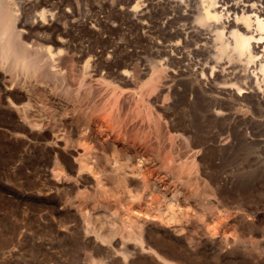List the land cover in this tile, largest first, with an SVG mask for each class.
<instances>
[{
    "label": "rangeland",
    "instance_id": "rangeland-1",
    "mask_svg": "<svg viewBox=\"0 0 264 264\" xmlns=\"http://www.w3.org/2000/svg\"><path fill=\"white\" fill-rule=\"evenodd\" d=\"M15 1L24 4V6L17 4L18 7H24L22 11L19 7V12L31 14L33 11V15H25L27 20L28 17L32 19L39 11L41 14L43 8H47L43 11L49 10L48 12L54 14L55 18L50 14L51 18H49L53 21L48 23L49 28H42L36 32L41 36L44 31L46 39L43 35L41 36L43 39L39 40L38 35V38L36 35L30 38L36 39L43 45L53 46V53L57 55L54 62V66H57H46L47 69L44 72L40 69V74L39 72L38 74L41 76L43 73L47 74L48 71L53 74L57 69L60 70V64L65 62L64 66L62 65L64 73L61 72V75L66 79L58 77L61 70L59 72L57 70V75V72L54 74L58 78L48 73L46 78L45 74L42 75L45 79L37 75L33 78L35 80L26 78L23 74L24 77H21L19 74L21 81L19 78H14L18 80L14 81L13 77H18L17 74L13 76V73L4 69L2 70L3 73L5 72L4 75H0V87H2L0 88V264H167L169 260L166 259L175 261L177 264H264V110L254 101L249 102L250 104L246 101V104L243 97L245 92H239L237 89L233 97L209 91V80L206 77L204 79L201 74L182 75L180 72H175L170 76V73L163 71L159 78L161 85H165L168 89L173 82V85L177 86L176 98L179 100L174 114L168 110L167 89L158 83L159 80L157 83L160 86L156 84L155 89H152L148 83L151 72L140 75L152 59L158 62L165 61V56L158 51V43L165 39L166 35L163 37V34L170 28L167 25L169 13L166 12L169 10L165 8L168 4L157 12L159 6L161 8L166 3L164 0H144L148 3L153 1L148 9L150 11H147L148 13L153 12L154 15L157 14L153 16L152 21L155 23L152 22V24L159 26L154 28L156 33L154 31L151 33L148 28H141L142 25L134 15L130 16L132 15L130 11L135 7L137 0H130V2L128 0L129 3L127 0H47L48 3L46 0ZM40 1L43 2H41L42 6ZM155 4L157 7H154ZM31 5H35L34 8L37 9L32 8L31 10ZM169 9L174 11L173 7ZM160 27H162L161 30ZM161 32L163 34H160ZM46 35L53 37L47 39ZM60 38L63 39L62 42L57 41ZM32 39L28 41L32 42ZM60 54H63L61 57L65 60H58L60 61L58 65L55 63L58 62ZM87 62L88 67H85ZM127 72L128 75L125 74ZM209 74L211 75V72ZM81 76L84 81L88 80L89 84L84 82L88 87L85 84L83 86ZM36 78L41 79L42 82L40 83ZM54 78L57 79L54 80ZM77 78H81L82 82ZM11 80L13 83H8ZM53 81H57L56 86L62 83L64 87L59 90L63 86L60 84L59 88L55 89ZM18 83H20L19 86H17ZM33 83L37 87L34 88ZM80 83L83 89L93 88L95 93L90 95L92 90L80 89L81 87H78ZM11 84L14 88H10ZM25 84H28L30 88ZM67 84L68 87H66ZM31 85L36 92H32L34 90ZM49 85L54 87L51 88ZM16 86L18 88H15ZM69 86H71L70 89H68ZM40 88L43 89V94L46 93L45 95L40 92ZM64 89H68V92L71 90L72 94L73 91L75 93V89L77 91L74 95H70L71 93H66ZM79 89L84 93L82 91L80 93ZM63 91L71 97L68 98L69 96ZM117 91H120L119 94L116 93ZM127 91L134 92L133 96ZM85 93L86 96L83 97L86 103L84 104L89 105L91 101L89 107L85 109L93 112L89 114V121L85 116L89 112L84 110V105H81L83 97H79ZM88 94L91 98L87 97ZM28 95H30L29 98ZM94 95L97 97L92 99ZM262 95L264 96V93ZM74 96L77 99L73 100ZM13 98L16 99L12 100ZM222 99L223 102L220 101ZM69 100H73L72 103ZM92 100H94L93 103L96 101L99 104L95 103L97 105L95 112L92 109L88 110L92 105ZM212 102L217 104L211 106ZM226 102L229 105L237 102L236 107H241V109L234 108L233 110L226 106ZM67 103L70 107L72 104H75V107L80 104L82 108L80 106L76 109L73 108L74 106L68 108ZM147 104L150 109L146 107ZM22 105L23 107L20 108ZM216 105L222 106V109ZM214 106H216L215 110ZM224 106L228 109L225 110ZM144 109L149 110L150 117H147V112H141ZM85 111L87 114L84 115ZM80 112L82 115L79 114ZM150 112L157 117L151 118ZM183 115H189L191 118L185 120L186 117L183 118ZM80 116L86 118L82 120L87 123L77 118ZM158 117L160 119L157 122ZM189 121L190 123L195 122L190 124ZM73 124L81 126L82 130L78 133V130L75 131L74 128L77 129L79 126H73ZM69 125L74 127L70 126L72 127L71 132H69ZM115 125L118 127L115 128ZM156 125L159 126V131ZM100 126H102L101 129ZM124 128L129 132L126 135ZM122 129L124 133L118 134ZM94 130L96 132L100 130L103 134H97ZM110 132L112 134H107ZM123 134L126 136L124 139ZM137 136H141V139ZM72 137L73 139L76 137V140ZM87 137L90 139L88 140ZM144 137L148 141H145ZM85 138L88 140L87 143H84ZM79 140L82 141L77 143ZM89 141L92 145L88 144ZM95 141L101 143L103 141L107 144L106 146L103 144L105 146L103 147ZM80 144H84V147ZM83 149L88 151L99 149L102 154L105 152L104 155H108L107 158L102 156L106 161L111 155L112 166L104 159V161L99 159L102 161L100 165L99 161L88 159L84 153L86 150ZM103 149L105 151L102 152ZM112 149L118 153L116 156L113 155L114 152L110 154ZM122 149L123 151L120 152ZM143 154L145 155L142 157ZM82 155L86 158L84 160L88 159L87 163L91 162L89 163L92 166H88L91 167L90 169L82 167L84 161ZM139 155L141 156L140 161ZM78 157L82 158H79L81 161ZM117 157L121 160L118 161ZM126 157L129 159L126 160ZM172 158H174L175 166L171 165L176 171H178L176 166L183 171L176 173L172 166L169 165L171 168L169 169L168 164L164 165V162L167 163V160ZM112 161L117 164L118 168L119 162L120 164L124 162L125 168L123 167V170L114 168L116 164ZM134 162H137L135 164L139 162V164L133 165ZM106 163L110 166L108 167ZM112 167L114 169L111 170ZM135 169L141 171L140 175ZM131 170L132 173L135 172L132 174ZM107 173L110 175L114 173L113 179ZM168 173L169 176H165ZM128 174L133 178L132 181L128 180L130 177ZM116 175L118 179L123 177L124 180H118ZM150 176L161 183V190L156 188L154 191V188L143 183L142 178ZM99 177L103 180L94 181ZM114 179H116L115 182ZM185 179L188 186L183 185ZM111 181L119 185L114 186ZM124 181L132 182L131 189L126 191V188L130 187L129 183ZM123 182L126 186H123ZM138 182L143 183H140L141 188ZM103 184L106 188L102 187ZM174 184L176 187L172 188ZM98 186L100 189L104 188L102 189L104 192L108 190L109 195L104 193L103 196ZM111 188L115 194L111 193ZM176 188L178 189L175 190ZM166 190L169 192L166 193ZM129 193L133 194V197ZM172 193L174 196L178 194L174 197ZM194 194L199 196H194ZM196 196L200 203L202 200L206 205L197 203ZM167 207L169 208L166 209ZM162 208L169 210L171 222L161 220L160 210ZM136 220L138 222L141 220L140 223L146 226L145 232L142 226H137ZM87 226L90 227L89 230ZM140 233L144 236V243H146L144 246L147 248L149 245L153 250L149 247L148 250L143 249L142 244L136 239L141 235ZM104 236L105 238H102Z\"/></svg>",
    "mask_w": 264,
    "mask_h": 264
},
{
    "label": "bare ground",
    "instance_id": "bare-ground-1",
    "mask_svg": "<svg viewBox=\"0 0 264 264\" xmlns=\"http://www.w3.org/2000/svg\"><path fill=\"white\" fill-rule=\"evenodd\" d=\"M18 1V0H17ZM47 1V0H46ZM161 1V0H160ZM166 3H164L163 4V6L160 8V6H159V8L157 9V12H160V11H158L159 9H161L162 10V8L163 7H165V5L166 4H168L170 7H173L174 8V11L172 12V11H170V7L167 5V7H165V8H168V10L169 11H166V9H164L167 13H169V17H168V14H167V17H168V24L167 25H169L170 26V28H169V26H167L169 29L168 30H166V32H165V34H163L162 32L160 33V34H163V37H165V35H166V37H165V39L164 40H162V42H160V43H158L157 45H158V51H159V53L160 54H163L164 56H165V61L163 62V61H160V62H158L157 60L156 61H154L155 59H152L151 60V62L150 63H146L147 64V67L145 68V67H143V68H145L146 70L144 71V69L142 70L143 71V73H141L140 74V72H139V70H140V68L138 67V72H139V74L140 75H143V74H148V73H150L151 72V77H150V80H149V84H150V86L152 87V89L154 88L155 89V87H156V84H160L161 85V83H160V80H159V78L161 77V74L163 73V71L165 72V71H167V73H170V76H171V74H175V72H180V74H182V75H187V74H189V73H193V74H196V75H199V74H201V76L203 75L204 77V79H208L209 80V82H208V84H209V91L211 90L212 92H216V93H219V94H221V95H230V96H235V89H237L239 92H245V93H243V97L245 98V103H246V101H248V103L249 102H253L254 101V103L255 104H257L260 108H262V110H264V96L262 95V93H264V0H164ZM23 2V1H22ZM38 2V1H37ZM36 2V3H37ZM42 1H40V3H41ZM49 1H47V3H48ZM127 2H128V0H127ZM129 2H130V0H129ZM128 2V3H129ZM153 2V1H152ZM152 2H150V3H152ZM43 3V2H42ZM41 3V6L43 5ZM133 3V2H132ZM150 3H148V2H144V0H137V2H136V4H135V7L133 8V9H131V11H130V13H132V15H130V16H133L134 15V17H136L137 18V21L140 23V25H142L141 26V28H148L150 31H151V33H153V31H154V28L156 27L157 28V25H155V24H152V22H154V21H152V18H153V16H155V15H157V14H153V12H150V13H148V11H150V10H148V9H150L149 7L151 6V4ZM159 3V2H158ZM17 4H19V3H17L15 0H0V69H1V71H0V73H2V74H0L1 76L2 75H4V73L2 72V70L4 69L5 71H7V72H11V73H13V76H14V74H17V76L20 74L21 75V77H24V76H22V74L23 75H25V77L26 78H31V79H33V78H35L37 75H38V77H41L43 74H45V73H41L42 75L40 76L39 74H40V69H41V72H44V70H46L47 68H45L46 66H49V67H52V66H54V62H55V59H56V56H55V54L53 53V49H52V47L51 46H48V45H43V44H41L39 41H37L36 39L34 40V38L32 39V38H30V36H34L35 37V35H36V37H37V35H38V33L36 34V32L39 30V29H42V28H49L48 27V23L50 24V22L51 21H53V20H50V16L52 15H54L53 13H51V12H48V11H43V10H46V9H42L41 10V14L39 13V12H37V10H36V14H35V16H31L32 17V19L31 18H29L28 16V20H27V18H26V16L25 15H27L28 13H26V14H23L22 12H19V7H20V9H21V11H22V9L24 8H21V6H17ZM21 4H23V3H21ZM21 4H19V5H21ZM28 4V3H27ZM26 4V5H27ZM30 4V3H29ZM28 4V5H29ZM32 4V3H31ZM33 4H35L34 2H33ZM154 4V3H153ZM160 4V3H159ZM44 5H46V4H44ZM23 6H24V4H23ZM33 5H31L30 6V9L32 10V8H34V6L32 7ZM40 6V7H41ZM156 6V4L154 5V7ZM26 7V6H25ZM28 7V6H27ZM157 7V6H156ZM35 9H37V8H34L33 10H35ZM154 9V8H153ZM172 9V8H171ZM26 10H28V8H26ZM26 10H24V11H26ZM148 10V11H147ZM43 11V12H42ZM151 11H152V9H151ZM154 11V10H153ZM28 12V11H27ZM48 12V13H47ZM155 12V11H154ZM32 13H33V11H32ZM28 14L29 16L30 15H33V14ZM55 13V12H54ZM156 13V12H155ZM163 12H161V14H162ZM51 14V15H50ZM159 14V13H158ZM56 15V14H55ZM50 17V18H49ZM53 18H55L54 16H53ZM133 18V17H132ZM29 19H31V20H29ZM135 19V18H134ZM146 19H150L149 21H147ZM155 21H156V18L154 19ZM167 20H165V21H167ZM164 21V22H165ZM54 23V22H53ZM138 23V24H139ZM155 23V22H154ZM167 23V22H166ZM178 24V25H177ZM52 25V24H51ZM166 25V24H165ZM173 25H175V26H173ZM26 26H27V29H26ZM29 26V27H28ZM159 26V25H158ZM163 27V26H162ZM162 27H160V30H161V28ZM165 27V26H164ZM163 27V28H164ZM173 29H172V28ZM174 27H175V29H174ZM155 28V29H156ZM166 28V27H165ZM171 29V30H170ZM45 30V29H44ZM145 30V29H144ZM148 30V31H149ZM164 30V29H163ZM162 30V31H163ZM147 31V30H146ZM157 31V30H156ZM43 33H44V31H42ZM160 32V31H159ZM159 32H157V33H159ZM164 32V31H163ZM39 33H41V32H39ZM41 34V36L43 35H45V34ZM154 33H156L155 31H154ZM39 36V38H38V40L40 39V38H42L40 35H38ZM47 36V35H46ZM29 37V38H28ZM48 38L47 39H49V37L52 39V37L53 36H50V35H48L47 36ZM32 39V42H30V40L28 41V39ZM61 38H63V37H61ZM61 38L60 39H58L57 41L58 42H62V40H61ZM43 39V38H42ZM44 39H46L45 38V36H44ZM51 39H50V41H51ZM161 39H163V38H161ZM53 40H54V38H53ZM56 41V42H57ZM155 41V40H154ZM59 44V43H58ZM57 45V44H56ZM55 46V45H54ZM58 46H60V45H58ZM57 51V50H56ZM62 51V50H61ZM59 53H63V52H59ZM142 54V53H141ZM63 55V54H62ZM61 54H60V56H58L59 57V59H57V61L58 60H65V58H64V56H63V58L64 59H62V56ZM140 56V55H139ZM138 56V57H139ZM57 57V58H58ZM61 57V58H60ZM140 58H142V57H140ZM142 60H143V58H142ZM56 61V62H57ZM153 61V62H152ZM63 62V61H62ZM61 62V63H62ZM58 63H60V61H58L57 63H55V64H58ZM65 63V62H64ZM64 63H62V64H60L61 65V67H60V70H58L57 68V70H58V72H59V76L58 77H63L62 75H61V72H63L62 71V68H63V66H64ZM88 64V62L86 63V65ZM59 65V64H58ZM63 65V66H62ZM164 65H166V66H164ZM43 66H44V68H43ZM57 66V65H56ZM56 66H54V67H56ZM85 66V65H84ZM83 66V67H84ZM85 67H88V65L87 66H85ZM43 68V69H42ZM66 68V67H65ZM48 69H50L51 70V68H48ZM56 69H53V70H56ZM83 69H85V68H83ZM43 70V71H42ZM57 70L55 71V73L57 72ZM64 70V69H63ZM52 71V70H51ZM6 72V73H7ZM38 72H39V74H38ZM47 72V71H46ZM58 72L56 73V75L58 74ZM137 72V73H138ZM209 72H211V75H212V77H213V79H212V77H211V75L209 74ZM49 73V71L47 72V74H45L46 76H44L45 78L47 77V75H49L48 74ZM55 73H51L52 75H54ZM64 73V72H63ZM62 73V74H63ZM166 73V72H165ZM8 74V73H7ZM10 74V73H9ZM50 74V75H51ZM86 74V73H85ZM124 74V73H123ZM125 74H127L128 75V72L127 73H125ZM138 74V76L139 77H141L140 75ZM12 75V74H11ZM19 75V76H20ZM56 75H54V77L56 76ZM1 76H0V78H1ZM7 76V75H6ZM12 76V77H13ZM19 76L18 77H13V79L14 78H19ZM84 76V75H83ZM83 76H81V78H82V81L80 80V79H78L80 82H82V84H83V86H84V84H85V86H87V84H89V83H87L88 82V80H87V78H86V76H85V79L87 80V82L86 81H84L83 80ZM9 77V76H8ZM7 77V78H8ZM43 76L41 77L42 79L44 78ZM53 77V76H52ZM57 77V76H56ZM57 77V78H58ZM163 77V76H162ZM206 77V78H205ZM10 78V77H9ZM44 78V79H45ZM48 78H49V76H48ZM47 78V79H48ZM57 78H54V80L55 79H57ZM63 78H65L66 79V77H63ZM142 78V77H141ZM4 79V78H3ZM21 79H23V78H21ZM37 79V78H36ZM50 79V78H49ZM138 79H140V78H138ZM195 79V78H194ZM2 80V79H1ZM7 80V79H6ZM6 80H5V82H6ZM8 80H10V79H8ZM15 80H17V79H14V81ZM19 80H20V78H19ZM28 80V79H27ZM33 80H35V79H33ZM33 80H31V81H33ZM39 80V78L37 79V81ZM52 80V79H51ZM61 80V79H60ZM59 80V81H60ZM159 80V81H158ZM196 80H197V78H196ZM18 81V80H17ZM21 81V80H20ZM44 81V80H43ZM157 81H158V83H157ZM165 80H163V82H164ZM2 82V81H1ZM13 83V80H11V81H9L8 83ZM28 82V81H27ZM39 82L41 83L42 81H41V79L39 80ZM55 84V86H56V82L57 81H53ZM61 82L63 83V80H61ZM65 82V81H64ZM78 82V81H77ZM76 82V83H77ZM84 82H86V83H84ZM162 82V83H163ZM196 82H198V81H196ZM7 83V84H8ZM22 83V82H21ZM23 83H26V82H23ZM22 83V84H23ZM30 83H32V82H30ZM44 83V82H43ZM49 82L47 81V84H48ZM51 83V82H50ZM62 83H59L57 86H56V88L55 89H58L59 88V85L61 84V85H63L59 90H61L63 87H64V84H62ZM165 83H166V81H165ZM164 83V84H165ZM168 83V82H167ZM3 84V83H2ZM5 84V83H4ZM38 84V83H37ZM78 84V83H77ZM82 84L80 83V86H78V87H81L82 86ZM158 84V85H159ZM169 84V83H168ZM167 84V85H168ZM10 85V84H9ZM8 85V86H9ZM20 85V83H18V85L17 86H19ZM25 85H28V84H25ZM33 85H35L34 83H33ZM39 85V84H38ZM42 85V84H41ZM41 85H39V86H41ZM46 85V84H45ZM44 85V86H45ZM53 85V84H52ZM70 85V84H69ZM76 85V84H75ZM159 85V86H160ZM206 85H207V83H206ZM206 85H204L205 87H207ZM3 86V85H2ZM11 86H12V84H11ZM10 86V88H14L13 86L11 87ZM15 87V88H18V87ZM38 86V87H39ZM43 86V85H42ZM49 86H51V85H49ZM66 86V85H65ZM71 86H72V84H71ZM71 86H69V88L68 89H70V87ZM74 86V85H73ZM150 86H149V88H150ZM161 86H164L165 87V85H161ZM169 86V85H168ZM4 87V86H3ZM22 87H24V86H22ZM21 87V88H22ZM28 87H29V85H28ZM35 87H37L36 85L34 86V88ZM48 87V86H47ZM47 87H46V89H47ZM54 86H51V88H53ZM66 87H68V84H67V86ZM65 87V88H66ZM88 87V86H87ZM204 87V88H205ZM0 88H2V87H0ZM9 88V87H8ZM20 88V87H19ZM26 88V87H25ZM30 88V87H29ZM31 88H32V85H31ZM34 88H32L33 90H34ZM48 88H50V87H48ZM74 88V87H73ZM157 88H159V87H157ZM166 88V87H165ZM32 89H31V91H32ZM67 89V90H68ZM80 89H82V90H84L85 91V89H86V91H88V90H92V93H89L90 95L91 94H93V93H95V91L93 90V88H80ZM78 90L80 93H81V91L82 90ZM167 89V88H166ZM176 89H177V86H174L173 85V82H172V84L169 86V88L167 89V91H168V95H166V96H168V102L169 103H167V101H166V103H167V105L169 104V106H167V107H169V109L168 110H171L172 112H173V114L176 112V106H177V104H178V102H179V100L176 98L177 96V91H176ZM28 90H30V89H28ZM40 90V92L42 93L43 91V89L41 90V88L39 89ZM58 90V91H59ZM67 90H65L64 89V91L66 92ZM72 90H74V89H72ZM121 90H123V89H121ZM46 91V90H45ZM63 91V93L65 94V92ZM71 91V90H70ZM66 92V93H68V94H70V95H74L75 93H76V89H75V93H74V91H73V94H72V91L71 92ZM124 91V90H123ZM123 91H121V94H122V92ZM33 93L34 92H36V89L34 90V91H32ZM78 92V93H79ZM83 92V91H82ZM91 92V91H90ZM119 92L120 91H117L116 93L117 94H119ZM128 92V91H127ZM28 93V92H27ZM40 93V94H41ZM45 93V92H44ZM84 93V92H83ZM129 93V92H128ZM133 93L134 92H130L129 94H132V96H133ZM24 94V93H23ZM30 94V93H29ZM43 94V93H42ZM46 94V93H45ZM45 94H43V95H45ZM55 94H58V93H55ZM62 94V93H61ZM61 94H60V96H61ZM88 94V95H89ZM116 94V95H117ZM124 94V93H123ZM122 94V95H123ZM128 94V95H129ZM242 94V93H241ZM27 95V94H26ZM26 95H24L25 96V98H27L26 97ZM31 95V94H30ZM30 95H28V98L30 97ZM63 95V94H62ZM65 95H67V94H65ZM64 95V96H65ZM70 95H67V96H69L68 98H70L71 96ZM79 95V94H78ZM90 95L89 96H87V97H90ZM23 96V97H24ZM47 96V95H46ZM76 96H77V94H76ZM83 96H86V93H85V95L84 94H82V96L80 95L79 97L81 98V97H83ZM120 96V95H119ZM131 96V95H130ZM236 96H237V94H236ZM75 97V96H74ZM78 97V96H77ZM77 97H75V98H73V100L74 99H77ZM78 97V98H79ZM97 97V95H94V97H92V99H94V98H96ZM140 97V96H139ZM220 97V96H219ZM238 97V96H237ZM236 97V98H237ZM241 97V96H240ZM242 97V99H244ZM79 98V99H80ZM91 98V97H90ZM222 98H223V96H222ZM225 98V97H224ZM235 98V99H236ZM16 99V98H15ZM14 98L12 99V100H15ZM85 98L83 97V101L81 100V102L83 103V104H81V102L80 101H77V102H80V104L83 106V108H84V110H86L87 111V109H85V108H87V107H89V105H90V103H91V101H90V99H89V101H90V103H89V105L88 104H84V103H86L85 102V100H84ZM67 100V99H66ZM73 100H69V101H71V103H72V101ZM141 100V99H140ZM238 100H240L239 98H238ZM65 101V100H64ZM68 101V102H69ZM93 101L94 100H92V105H94V107H92V105H91V107L88 109V110H90V109H92V111H96L95 109L97 108V105L95 104V103H97L98 104V102H94L93 103ZM218 101V100H217ZM220 101H222L223 102V99L222 100H220ZM227 101V100H226ZM229 101H231V100H229ZM228 101V102H229ZM237 101V100H236ZM241 101H243V100H241ZM240 101V102H241ZM66 102V101H65ZM222 102H220V103H222ZM228 102H226L227 104H228ZM27 103V102H26ZM29 103V102H28ZM70 103V102H69ZM74 103V102H73ZM88 103V102H87ZM211 103V102H210ZM237 103V102H236ZM236 103L234 102V104H233V102L228 106L227 104H226V106L227 107H230V108H233V110H234V108L237 110V109H241V107H236ZM68 104V103H67ZM77 104H79V103H77ZM76 104V105H77ZM80 104L79 105H77V106H80ZM191 104H193V102L191 103ZM215 104H217V103H213L212 102V104H211V106L212 105H215ZM247 104V103H246ZM250 104V103H249ZM254 104V105H255ZM24 105V104H23ZM23 105L22 106H20V108L21 107H23ZM86 105H88V106H86ZM95 105H96V107H95ZM99 105V104H98ZM149 104H147L146 105V107H149L148 106ZM223 105H224V103H223ZM253 105V104H252ZM68 108H71L72 106H74L73 108H75L76 109V107H75V104L73 105H71V107H70V105L68 104ZM138 106V105H137ZM144 106V105H143ZM216 106H218V105H216ZM216 106H214L213 107V109L216 107ZM251 106V105H250ZM256 106V105H255ZM48 107H50V106H48ZM139 107H142V106H140L139 105ZM145 107V106H144ZM143 107V108H144ZM178 107V106H177ZM218 107H222V106H218ZM18 108V107H17ZM27 108V107H26ZM80 108H82L81 106H80ZM136 108V107H135ZM138 108V107H137ZM210 107H208V109H209ZM220 108H219V110H220ZM223 108H225V106L223 107ZM251 108V107H250ZM259 108V109H260ZM75 109H73V110H75ZM149 109H150V107H149ZM212 109V108H211ZM222 109V108H221ZM226 109H228V108H225V110ZM252 109V108H251ZM83 110V109H82ZM139 110V109H138ZM137 110V111H138ZM141 110V109H140ZM215 110V109H214ZM218 109H216V111H217ZM219 110H218V112H219ZM224 110V109H223ZM254 110V109H253ZM255 110H257V109H255ZM254 110V111H255ZM69 111V110H68ZM71 111V110H70ZM80 111H81V109H80ZM85 111V112H86ZM136 111V112H137ZM145 111V109L144 110H142L141 112H144ZM229 111V110H228ZM241 111V110H240ZM72 112V111H71ZM76 112H77V110H76ZM82 112H84V111H82ZM87 112H89V111H87ZM87 112L86 113H84V115L85 114H87ZM91 112V111H90ZM90 112L87 114V115H89L90 114ZM145 112H147L146 114H148L147 115V117H150V114L148 113L149 112V110L147 109ZM152 112V111H151ZM150 112V113H151ZM184 112V111H183ZM182 112V113H183ZM226 112V111H225ZM233 112V111H232ZM239 112V111H238ZM238 112H236V113H238ZM257 112V111H256ZM91 113H93V112H91ZM196 112H194V114H195ZM209 113H213V112H209ZM215 113V112H214ZM219 113H221V112H219ZM218 113V114H219ZM234 113H235V111H234ZM233 113V114H234ZM76 114V113H75ZM78 114V113H77ZM80 115H82L81 114V112L79 113ZM78 114V115H79ZM181 114V113H180ZM185 114V113H184ZM222 114H224V113H222ZM228 114V113H227ZM227 114H226V116H227ZM230 114V113H229ZM259 114H261V113H259ZM71 115V114H70ZM74 115V114H73ZM83 115V116H84ZM87 115H85L86 117H87V121H89L88 120V117H90V115L89 116H87ZM92 115V114H91ZM95 115V114H94ZM151 115H152V113H151ZM172 115V114H171ZM193 114H191V116H192ZM225 115V114H224ZM223 115V116H224ZM231 115V114H230ZM230 115H228V118H230L229 116ZM247 115V114H246ZM75 116V115H74ZM177 117L179 116V115H176ZM184 116L186 117V119L185 120H189V118H191V117H189V115H183L182 117L184 118ZM196 116V115H195ZM232 116V115H231ZM68 117V116H67ZM72 116H69V118H71ZM81 117V118H80ZM80 117H77L78 119H81L82 120V116H80ZM155 118V117H157V116H153L152 115V117L151 118ZM174 117V116H173ZM181 117V116H180ZM181 117V118H182ZM254 117V116H253ZM73 118V117H72ZM71 118V119H72ZM151 118H148V119H151ZM175 118V117H174ZM192 118H194V117H192ZM196 118V117H195ZM223 118V117H222ZM225 118V117H224ZM68 119V118H67ZM75 119V118H74ZM86 120V118H83V120ZM158 119H160V117H158L157 118V122H158ZM225 119H227V118H225ZM224 119V120H225ZM70 120V119H69ZM77 120V119H76ZM82 120V121H83ZM91 120V119H90ZM155 122H156V120L155 119H153ZM191 120H193V119H191ZM223 120V121H224ZM229 120V119H228ZM228 120H226V121H228ZM72 121V120H71ZM87 121H83L84 123H87ZM225 121V122H226ZM75 122H77L78 123V121H75ZM80 122V121H79ZM82 122V123H83ZM91 122V121H90ZM89 122V123H90ZM154 122V123H155ZM192 122H195V121H192ZM191 122V123H192ZM68 123V122H67ZM76 123V124H77ZM120 123V122H119ZM161 123V122H160ZM189 123H190V121H189ZM190 123V124H191ZM70 124H72V122L70 123ZM80 124H81V122H80ZM159 124V123H158ZM67 125V127H68V124H66ZM75 124H73V126H74ZM83 125V124H82ZM70 126H72V125H69V132H71V128L73 127H70ZM75 126H79V125H75ZM85 126H87L86 124H85ZM89 126V125H88ZM159 126H160V124H159ZM158 126V127H159ZM91 127H92V125H91ZM101 127L102 126H100V129H101ZM116 127H118V125L116 126L115 125V128ZM156 127H157V125H156ZM158 127L156 128L157 130H158ZM74 128V127H73ZM78 128H80V129H78ZM77 129H75L74 128V130L76 131V130H78V133H79V131L80 130H82L81 129V126H79ZM86 129H87V127H85ZM89 129H91L90 127H89ZM88 129V130H89ZM95 129V128H94ZM126 128H124V131H125V135H126V133L128 134L129 132H127V130H125ZM102 130H103V128H102ZM66 131H67V129H66ZM73 131V130H72ZM91 131V130H90ZM92 131H93V129H92ZM95 132H96V130H94ZM117 131V130H116ZM123 131V129L121 130V131H119L118 132V134L121 132V133H124V131ZM159 131V130H158ZM83 132H85V130L83 131ZM82 132V133H83ZM105 132V131H104ZM92 133V132H91ZM97 134L98 133H100V130H99V132L97 131L96 132ZM71 134V133H70ZM89 134V133H88ZM103 134V133H102ZM101 133H100V135H102ZM107 134H112L111 132L110 133H107ZM137 135H138V133H136ZM135 134V135H136ZM81 135V134H80ZM82 135H84V134H82ZM90 135V134H89ZM92 135V134H91ZM90 135V136H91ZM94 135H96V134H94ZM124 135V134H123ZM122 136V138L124 139V137L126 138V136ZM74 136V135H73ZM86 136H88V135H86ZM96 136H98V135H96ZM128 136V135H127ZM131 136V135H130ZM70 138H71V136H69ZM76 137H77V135H76ZM76 137H75V139H73V137H72V139L73 140H76ZM84 137H85V135H84ZM100 137V136H99ZM111 137V136H110ZM109 137V138H110ZM129 137V136H128ZM134 137H136V136H134ZM138 137V136H137ZM141 137V136H140ZM140 137H138V138H140ZM69 138V139H70ZM83 138V137H82ZM92 138V137H91ZM132 138V140H133V137H131ZM68 139V140H69ZM77 139H78V137H77ZM87 139H88V137H87ZM89 139H90V137H89ZM88 139V140H89ZM94 139H96V138H94ZM99 139V138H98ZM101 139V138H100ZM111 139V138H110ZM128 139V138H127ZM137 139V138H136ZM141 139V138H140ZM144 140H145V137L143 138ZM142 139V140H143ZM67 140V141H68ZM82 140H84V139H82ZM82 140H79V142H77V143H80V141H82ZM88 140H86V138H85V142L84 143H87V141ZM107 140V139H106ZM105 140V141H106ZM109 140V139H108ZM122 140V139H121ZM139 140V139H138ZM146 140H147V138H146ZM145 140V141H146ZM65 141V140H64ZM92 141V140H91ZM94 141V140H93ZM104 141V140H103ZM103 141H102V143L101 142H99V141H95V143L97 142H99L101 145H103V144H105V143H103ZM134 141H136L135 139H134ZM148 141V140H147ZM83 143V142H82ZM94 143V142H93ZM94 143V144H95ZM146 143V142H145ZM88 144H91L92 145V142H88ZM87 144V145H88ZM93 144V145H94ZM107 144V143H106ZM106 144H105V146H106ZM133 144V143H132ZM80 145H82V144H80ZM84 145V144H83ZM82 145V146H83ZM86 145V144H85ZM90 145V146H91ZM96 145H98V144H96ZM109 145V144H108ZM107 145V146H108ZM148 145V144H147ZM150 145H152V143H150ZM82 146H80V147H82ZM98 146H100V145H98ZM104 145H103V147H105ZM67 147V146H66ZM79 147V148H80ZM84 147V146H83ZM82 147V148H83ZM100 147H102V146H100ZM102 147V148H103ZM111 147V146H110ZM70 148V147H69ZM77 148V147H76ZM75 148V149H76ZM86 148V147H85ZM113 148H115L116 149V147H113ZM87 149V148H86ZM85 149V150H86ZM91 149V148H90ZM105 149H107V148H105ZM77 150V149H76ZM84 150V149H83ZM84 150V151H85ZM113 150V149H112ZM112 150H110V152L112 151ZM103 151H105L104 149L102 150V152ZM109 150H107V152H108ZM121 151H123V149L122 150H120V152ZM79 152V151H78ZM114 152V153H113ZM116 152V150H113L110 154H112L113 153V155L115 154V156H116V154H118V153H115ZM117 152H119L118 151V149H117ZM125 152H126V150H125ZM124 152V153H125ZM155 152V151H154ZM74 153H75V151H74ZM86 155H87V158L89 159H95V160H97L96 162H98L99 161V165L101 164L100 162H102V161H106V159H104V157L105 158H107V156H105L104 155V153L102 154L101 152H100V150L98 149L97 151L96 150H86L85 152H84ZM83 152H82V154H84ZM128 153V152H127ZM76 154V153H75ZM84 154V155H85ZM107 154V153H106ZM120 154V153H119ZM153 154V153H152ZM157 154H160V153H158L157 152ZM156 154V155H157ZM102 155H104V157L102 156ZM121 156L123 155V153L122 154H120ZM120 155H117V156H120ZM128 155V154H127ZM126 155V156H127ZM145 154H143L142 155V157L144 156ZM74 156V155H73ZM72 156V157H73ZM76 156V155H75ZM79 156H81V154L79 155ZM110 157L107 159V161L111 164V161H110V159H111V155H109ZM114 156V157H115ZM124 156H125V154H124ZM129 156V155H128ZM159 156V155H158ZM169 155H167V157H168ZM84 156L82 155V158H83ZM139 161H140V159H141V156L139 155ZM149 157V156H148ZM165 156H163V158H164ZM166 157V158H167ZM170 157V156H169ZM77 158V157H76ZM80 157H78V159H79ZM82 158H80V159H82ZM102 158V159H101ZM118 158L119 157H117V160H118ZM121 158V157H120ZM132 158H133V156H132ZM149 158H151V157H149ZM148 158V159H149ZM171 158V157H170ZM75 159V158H74ZM74 159H72L73 161H74ZM79 159V160H80ZM84 159H86L85 157L82 159V160H84ZM87 159V160H88ZM102 160V161H100V160ZM104 159V160H103ZM129 159V158H128ZM127 159V157H126V160H128ZM145 159H147V158H145ZM147 159V160H148ZM87 160H84L83 161V164H82V162H81V164H82V167H88V166H90L91 164V162L88 164L86 161ZM113 160L115 161L116 159L115 158H113ZM116 160V161H117ZM121 160V159H120ZM120 160H118V161H120ZM122 160H123V158H122ZM144 160V159H143ZM164 160H166V159H164ZM173 160H174V158H172V159H168L167 160V163L166 162H164L163 160V162H164V165L165 164H168V166L170 165V166H172L171 164H173ZM176 160V159H175ZM76 161V160H75ZM81 161V160H80ZM79 161V162H80ZM106 161V162H107ZM114 161H112V163L114 162ZM117 161V162H118ZM125 161V160H124ZM138 161V160H137ZM95 162V161H94ZM123 162V161H122ZM127 162H129V161H127ZM126 162V163H127ZM144 162V161H143ZM146 162V161H145ZM172 162V163H171ZM84 163H86V164H84ZM92 163H93V160H92ZM121 162H119V168H121L122 170H123V167L125 168V164H124V162L122 163V164H120ZM131 163V162H130ZM135 163H137V162H134V163H132L133 165H138L139 164V162H138V164H135ZM72 164H73V162H72ZM74 164H75V162H74ZM95 164H98V163H95ZM103 164H105V163H103ZM108 163H106V165H107ZM113 164H116V163H113ZM175 164V163H174ZM173 164V165H174ZM77 165V164H76ZM76 165H74V166H76ZM83 165H85V166H83ZM94 165V164H93ZM106 165H104V166H106ZM133 165H131V167L133 166ZM74 166H72V167H74ZM80 166V165H79ZM92 166V165H91ZM103 166V167H104ZM110 165L108 164V167H109ZM111 166H112V164H111ZM115 166V165H114ZM170 166H169V169H171L170 168ZM175 166V165H174ZM77 167H78V165H77ZM94 167V166H93ZM108 167L106 168L105 167V169H108ZM126 167H128V166H126ZM130 167V166H129ZM142 167V166H141ZM141 167H138V169L140 168V170L142 169ZM178 169V171H179V173H180V170H182V169H179V167L178 166H176ZM76 168V167H75ZM89 169L91 168V167H88ZM95 168V167H94ZM93 168V169H94ZM114 168H116V169H119L118 167H117V164H116V166L114 167ZM113 167L112 168H110L111 170L112 169H114ZM164 168V167H163ZM172 168L173 169H175L173 166H172ZM79 169H80V167H79ZM136 169H137V167H136ZM135 169V170H136ZM143 169H144V167H143ZM168 169V168H167ZM78 171V169H75V171ZM85 170V169H84ZM125 170V169H124ZM126 170H127V168H126ZM140 170H136L137 172H139L138 174L140 175ZM152 170V169H151ZM88 171V170H87ZM118 171V170H117ZM130 171V170H129ZM144 171V170H143ZM142 171V172H143ZM150 171V170H149ZM170 171V170H169ZM175 171H176V169H175ZM178 171H176V173L178 172ZM183 171V170H182ZM86 172V171H85ZM95 172V171H94ZM113 172V171H112ZM119 172H121V170H119ZM125 172V171H124ZM123 172V173H124ZM127 172V171H126ZM125 172V173H126ZM135 172V171H134ZM133 172V173H134ZM168 172V171H167ZM173 172V171H172ZM80 173V172H79ZM116 173V172H115ZM118 173V172H117ZM129 173V172H128ZM131 173H132V170H131ZM132 173V174H133ZM155 173V172H154ZM178 173V174H179ZM81 174H82V172H81ZM80 174V175H81ZM97 174V173H96ZM107 174H109V173H107ZM114 173H112V175H113ZM122 174V173H121ZM144 174H145V172H144ZM153 174V173H152ZM151 174V175H152ZM172 174V173H171ZM177 174V175H178ZM110 175V174H109ZM108 175V176H109ZM112 175H110L111 177H112V179H113V177L114 176H112ZM118 175H119V173H118ZM129 175V174H128ZM128 175H126L127 177H128ZM148 175H150V173L148 174ZM147 175V176H148ZM154 175V174H153ZM165 175V174H164ZM117 176V175H116ZM121 176V175H120ZM125 176V175H124ZM130 177L128 178V180L129 181H132L133 180V178H131V175H129ZM133 176V175H132ZM142 176V175H141ZM141 176H140V179H141ZM145 176H146V174H145ZM165 176H169V173H168V175L166 174ZM96 177V176H95ZM136 177V176H135ZM153 177V176H152ZM162 177V176H161ZM164 177V176H163ZM175 177V176H174ZM110 178V177H109ZM116 178V177H115ZM120 178V177H119ZM123 178V177H122ZM121 178V179H122ZM137 178H139L138 176H137ZM154 178V177H153ZM183 179H184V177H182ZM99 180V182L100 181H102L103 179H101L100 180V177L99 178H95L94 179V181H97V180ZM117 179H118V176H117ZM121 179H118V180H121ZM125 179H127V178H125ZM143 179V183L145 184H148L151 188H154L155 190L154 191H156V188H160V186H161V183H158L157 181H155V180H153L152 178H151V176L150 177H146L145 179L144 178H142ZM170 179V178H169ZM180 179H181V177H180ZM179 179V180H180ZM117 180V181H118ZM122 180H124V179H122ZM135 180V179H134ZM136 180H138V179H136ZM163 180H165L164 178H163ZM175 180V179H174ZM188 180H190L189 178H188ZM116 181V179H114V182ZM129 181H127L128 183H129ZM140 181V180H139ZM176 181V180H175ZM174 181V182H175ZM177 181H178V179H177ZM183 181V180H182ZM185 182H184V184L183 185H187L186 184V179L184 180ZM98 182V183H99ZM111 182H113V181H111ZM113 182V184H114V186H116L115 185V183ZM119 182V181H118ZM121 182V181H120ZM124 182H126V181H124ZM123 182V183H124ZM126 182V183H127ZM160 182V181H159ZM162 182V181H161ZM178 182H181V181H178ZM191 182V181H190ZM98 183H95L96 185L98 184ZM102 183V182H101ZM101 183H100V186H101ZM122 183V184H123ZM126 183H124L123 184V186L126 184ZM127 183V184H128ZM132 183V182H131ZM131 183H129V187H130V184ZM139 183V182H138ZM137 183V185H139L140 183H142V182H140L139 184ZM142 183V184H143ZM176 183V182H175ZM183 183V182H182ZM188 183H189V181H188ZM193 183V182H192ZM191 183V184H192ZM122 184L120 185L121 187H122ZM142 184H140L139 186H140V188L142 187ZM99 185V184H98ZM119 185V184H118ZM117 185V186H118ZM134 185H135V183H134ZM163 185V184H162ZM176 184H174V186L172 187V188H175L176 186H175ZM193 185V184H192ZM192 185H190L191 186V188H192ZM126 186V185H125ZM131 186H132V184H131ZM188 186V185H187ZM99 187V186H98ZM102 187H104V184H103V186ZM101 187V189H100V187H99V189L100 190H102V189H104V188H106V187H104V188H102ZM120 187V188H121ZM128 187V186H127ZM113 188H115V187H113ZM113 188H111L110 190H112ZM139 188V187H138ZM144 188V187H143ZM142 188V189H143ZM145 188H147V187H145ZM151 188H150V190H151ZM167 188H169L168 186H167ZM98 189V190H99ZM116 189V188H115ZM114 189V190H115ZM129 189H131V187L130 188H126V191L127 190H129ZM170 189V188H169ZM178 188H176L175 190H177ZM180 189V188H179ZM194 189V188H193ZM109 190V193L111 192ZM117 190V189H116ZM133 190H136V189H133ZM132 190V191H133ZM160 190H161V188H160ZM159 190V191H160ZM172 190V189H171ZM174 190V191H175ZM197 190V189H196ZM196 190H194V192L196 191ZM106 191V190H105ZM147 191H148V189H147ZM151 191H153V189L151 190ZM158 191V190H157ZM167 191L168 190H166V193H167ZM102 192H103V196L105 195V194H107V196L109 195L107 192H108V190H107V192H104V190H102ZM115 192V191H114ZM129 192V191H128ZM128 192H127V195H128ZM136 192V191H135ZM150 192V191H149ZM161 192H163V191H161ZM169 192V191H168ZM171 192V191H170ZM183 192V191H182ZM100 193H101V191H100ZM105 193V194H104ZM111 193H113V190H112V192ZM117 193V192H116ZM126 193V192H125ZM148 193V192H147ZM113 194H115V193H113ZM112 194V195H113ZM118 194V193H117ZM139 194H141V193H139ZM138 194V195H139ZM145 194V193H144ZM163 194V193H162ZM164 194H165V192H164ZM163 194V195H164ZM173 194V193H172ZM171 194V195H172ZM178 194V193H177ZM176 194V195H177ZM182 194V193H181ZM197 194H199V192H197ZM197 194H194V196L195 195H197ZM102 195V194H101ZM129 195H131L130 193H129ZM133 195V194H132ZM131 195V196H132ZM135 195H136V193H135ZM154 194L152 193V196H153ZM176 195L174 196V194L172 195V196H174V197H176ZM94 196V195H93ZM97 196V195H96ZM106 196V197H107ZM130 196V197H131ZM143 196H145V195H143ZM166 196V195H165ZM171 196V197H172ZM197 196H199V195H197ZM196 196V197H197ZM133 197V196H132ZM136 197V196H135ZM146 197V196H145ZM147 197H150V196H147ZM139 198H140V196H139ZM142 198V197H141ZM154 198H156V197H154ZM193 198H195V197H193ZM200 198V197H199ZM135 199V198H134ZM137 199V198H136ZM179 199V198H178ZM196 199V198H195ZM197 199H198V197H197ZM197 201V200H196ZM200 203V200L198 199V201H197V203ZM203 203V205L205 204L202 200H201V203L200 204H202ZM206 205V204H205ZM160 208V207H159ZM169 207H167L166 209H168ZM162 209H164V208H162ZM160 210L159 212L161 213V220H163V221H166V220H168V221H170L171 220V215L168 213V211L169 210ZM86 211H87V209H85ZM84 209H83V211H85ZM135 210V209H134ZM85 211V212H86ZM158 212V213H159ZM83 214H84V212H83ZM174 215H175V213H173ZM88 215V214H87ZM157 215H160V214H157ZM173 216V215H172ZM85 217H86V215H85ZM176 217V216H175ZM100 219V218H99ZM145 219V218H144ZM176 218H174V220H175ZM87 220H88V218H87ZM86 220V221H87ZM139 220V219H138ZM160 220V221H161ZM173 220V221H174ZM104 221V220H103ZM168 221H167V223H168ZM172 221V222H173ZM102 222V221H101ZM106 222V221H105ZM137 222V223H136ZM136 224H137V226H142L143 228H144V230H143V232H145V230L147 229L146 228V226H143V223H140L141 222V220H140V222H138L137 220H136ZM171 222V221H170ZM169 222V223H170ZM165 223V222H164ZM103 223H101V225H102ZM107 224V223H106ZM112 224V223H111ZM114 225V224H113ZM113 225H111L112 227H113ZM108 226H109V223H108ZM110 226V227H111ZM87 228H88V226H87ZM90 229V227L88 228V230ZM104 229H106V228H104ZM108 229H110V228H108ZM111 230H113L112 228H111ZM91 231V230H90ZM92 231H93V229H92ZM141 231H142V228H141ZM140 231V232H141ZM95 232H97L96 230H95ZM142 233V232H141ZM140 233V234H141ZM143 234V233H142ZM139 235V236H137V240L139 241V243H141L142 244V246H143V249H147L148 247H149V245H147L148 247L146 248L145 246H144V244H146V243H144V236L143 235ZM145 234V233H144ZM100 235H101V233H100ZM102 236V235H101ZM100 236V237H101ZM136 236V235H135ZM134 237V236H133ZM102 238H105V236L104 237H102ZM146 241V240H145ZM147 242V241H146ZM138 243V242H137ZM138 246H139V244H138ZM149 248H151V247H149ZM148 248V249H149ZM147 249V250H148ZM152 249V248H151ZM153 250V249H152ZM166 260H169V261H167V264L169 263V264H177L175 261L173 262V261H171L170 259H166Z\"/></svg>",
    "mask_w": 264,
    "mask_h": 264
}]
</instances>
